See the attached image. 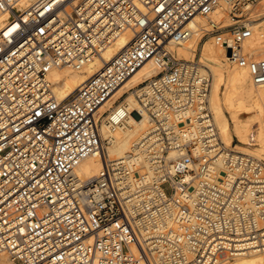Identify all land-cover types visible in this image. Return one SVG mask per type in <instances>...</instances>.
I'll list each match as a JSON object with an SVG mask.
<instances>
[{"label": "built area", "instance_id": "1", "mask_svg": "<svg viewBox=\"0 0 264 264\" xmlns=\"http://www.w3.org/2000/svg\"><path fill=\"white\" fill-rule=\"evenodd\" d=\"M227 1L230 23L210 21L202 37L212 36L231 63L264 83V58L243 49L254 22L249 11L259 0ZM218 2L0 0V15H6L0 25V258L6 253L15 264H218L220 256L264 236V178L260 187L247 170L229 187L206 179L217 157L210 150L223 152L208 107L210 77L198 61L170 49L190 36L192 18L209 15ZM260 19L264 38V14ZM128 29L127 43L103 59L106 46ZM95 58L101 67L58 99L50 68L80 69ZM148 59L158 72L131 89L138 107L128 109L120 101L124 93L101 112ZM141 112L151 127L136 146L157 173V184L146 185L144 194L140 187L131 191L130 175L137 174L136 184L142 178L130 158L104 157L110 140L99 129L103 116L115 129ZM96 152L104 159L100 173L74 175L78 161ZM241 192L254 199L246 201Z\"/></svg>", "mask_w": 264, "mask_h": 264}, {"label": "bare ground", "instance_id": "2", "mask_svg": "<svg viewBox=\"0 0 264 264\" xmlns=\"http://www.w3.org/2000/svg\"><path fill=\"white\" fill-rule=\"evenodd\" d=\"M29 1L33 0H23L24 3ZM140 7L144 10L142 6ZM228 10V1L219 0L217 7L209 15H196L192 18L189 22L192 31L190 36L170 44L173 55L181 59L195 60L203 29L210 26V21L229 22L230 17L225 15ZM262 14H264V0H259L249 11V16L254 22L251 23L249 37L243 42L244 51L252 54L255 59L264 58V38L261 35L262 20L260 19ZM5 17V14L0 15V25ZM131 33L130 29L119 33L106 46L102 52V58L107 60L116 53L127 43ZM196 61L210 77L208 107L217 129L219 149L223 151L210 150V153L217 154V157L214 158L212 172L206 176V179L213 185L229 187L238 180V175L245 174L247 170L251 179L257 181L256 186L260 187L259 183L264 178V83L255 84L246 67L231 63L225 49L212 36L202 42ZM101 65L102 61L95 58L80 69L70 65L51 67L47 78L51 82L52 92L60 100L66 98ZM157 72L158 66L153 59L145 61L117 88L100 111L107 110L124 93L120 101L126 104L128 109L137 108L138 103L131 89L153 77ZM104 117L99 125L100 133L102 137H108L110 140V143L103 147L104 157L109 160L130 158V163L134 164L138 169L139 178H142V184H136L137 174L130 175L131 191L140 187L137 191L141 190L144 194L150 187L157 184L156 171L149 163L145 152L136 146L151 127L150 119L144 112L138 115L131 113L122 126L111 129L104 121ZM226 156L230 157V163L225 161ZM239 159H241L240 163H235ZM247 159L250 160V165L244 166ZM103 161L101 152L90 154L78 161L73 168V173L81 179L92 178L100 173ZM258 164L260 169L256 168ZM148 184L150 187L146 186ZM241 196L250 202L254 199L253 195L243 192ZM167 220L172 227L178 226L173 220ZM243 246L241 251L233 256H220L218 264L219 261L220 264H264V236L259 237V240L245 242ZM208 260L212 261V259ZM0 264H15V262L4 253L0 258Z\"/></svg>", "mask_w": 264, "mask_h": 264}, {"label": "rangeland", "instance_id": "3", "mask_svg": "<svg viewBox=\"0 0 264 264\" xmlns=\"http://www.w3.org/2000/svg\"><path fill=\"white\" fill-rule=\"evenodd\" d=\"M225 15H228V11L225 12ZM227 17L229 18V15H228ZM223 22H224V21H223ZM225 23H226V22H224V24H225ZM228 23H230V19H229V22H227L226 24H228ZM208 37H210V36H207L206 38H205V37H202L201 40H200V42L198 43V46H197V53H196L195 60H197V57H198V55L200 54V47H201L202 42H203L205 39H207ZM263 161H264V159H263Z\"/></svg>", "mask_w": 264, "mask_h": 264}]
</instances>
